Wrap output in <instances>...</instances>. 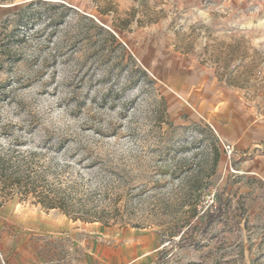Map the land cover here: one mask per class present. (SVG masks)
<instances>
[{"label":"rangeland","instance_id":"374dc122","mask_svg":"<svg viewBox=\"0 0 264 264\" xmlns=\"http://www.w3.org/2000/svg\"><path fill=\"white\" fill-rule=\"evenodd\" d=\"M227 96L264 131V0H0V264H264Z\"/></svg>","mask_w":264,"mask_h":264},{"label":"crops","instance_id":"0c3cea01","mask_svg":"<svg viewBox=\"0 0 264 264\" xmlns=\"http://www.w3.org/2000/svg\"><path fill=\"white\" fill-rule=\"evenodd\" d=\"M219 103L224 106L211 118L215 133L232 159L229 163L223 160L221 166L230 180L228 192L244 202L243 210H239L241 222L255 226L253 229L262 234L264 241V131L259 132L253 112L243 108L241 99L227 96Z\"/></svg>","mask_w":264,"mask_h":264},{"label":"trees","instance_id":"16d2710c","mask_svg":"<svg viewBox=\"0 0 264 264\" xmlns=\"http://www.w3.org/2000/svg\"><path fill=\"white\" fill-rule=\"evenodd\" d=\"M220 156L217 155L215 164L218 163ZM35 196L39 199V203L48 210H61L65 213L68 212V203L65 194H62L61 190L57 188H49L47 190H37L34 188ZM37 190V191H36ZM29 193V192H28ZM199 223L194 227L195 233H200L201 230L209 228L211 225L219 221L223 217L222 207L216 209V211H210L209 209L202 214L198 212ZM193 235L189 234L182 237L183 243L186 241L192 242Z\"/></svg>","mask_w":264,"mask_h":264},{"label":"built area","instance_id":"2783aa9c","mask_svg":"<svg viewBox=\"0 0 264 264\" xmlns=\"http://www.w3.org/2000/svg\"><path fill=\"white\" fill-rule=\"evenodd\" d=\"M213 207L217 208V206H213Z\"/></svg>","mask_w":264,"mask_h":264}]
</instances>
